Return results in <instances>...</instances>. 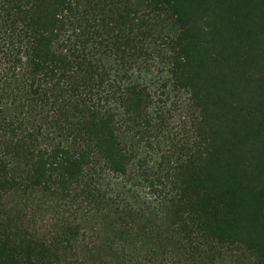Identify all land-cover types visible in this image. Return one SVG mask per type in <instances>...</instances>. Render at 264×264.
Listing matches in <instances>:
<instances>
[{"label":"trees","instance_id":"1","mask_svg":"<svg viewBox=\"0 0 264 264\" xmlns=\"http://www.w3.org/2000/svg\"><path fill=\"white\" fill-rule=\"evenodd\" d=\"M0 264H264V0H0Z\"/></svg>","mask_w":264,"mask_h":264}]
</instances>
